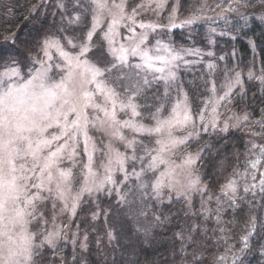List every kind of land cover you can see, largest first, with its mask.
I'll use <instances>...</instances> for the list:
<instances>
[{
    "label": "trees",
    "instance_id": "16d2710c",
    "mask_svg": "<svg viewBox=\"0 0 264 264\" xmlns=\"http://www.w3.org/2000/svg\"><path fill=\"white\" fill-rule=\"evenodd\" d=\"M69 5V0H0V71L13 61L24 70L35 67L44 40L57 28L86 30L89 20L75 17L83 9ZM188 19L191 24L185 23ZM158 22L173 26L174 44L199 51L212 65L194 58L192 67L180 71L176 85L158 84L147 92L139 101L142 112L154 113L155 102V108L164 105L178 92L199 116L214 103L215 83L219 93L233 88L221 109L248 119L226 131L204 132L186 144L184 150L199 155L194 167L204 188L195 196L199 203H161L149 194L144 198L148 208H138L137 198L123 212L115 199L109 204L103 200L94 212L100 211L101 218L108 215L109 223L95 221L93 228H81L80 237L89 234L87 245H45L38 264H216L227 249L222 243L226 238L228 256H238L236 264H264V190L236 206L225 198L226 184L238 178L247 161L248 128L264 139V0H170ZM237 75L241 82L236 86Z\"/></svg>",
    "mask_w": 264,
    "mask_h": 264
},
{
    "label": "snow or ice",
    "instance_id": "6c2138e0",
    "mask_svg": "<svg viewBox=\"0 0 264 264\" xmlns=\"http://www.w3.org/2000/svg\"><path fill=\"white\" fill-rule=\"evenodd\" d=\"M92 2L98 14H102L105 10L112 13V8H116L119 12L113 13V16L118 14L121 19L124 18L125 0H121L120 4L113 3L111 7L108 0H92ZM152 2H155L157 7H161L163 0H150L147 6L150 7ZM132 11L135 14L136 10ZM98 22V19L94 17L92 31L87 34L88 41L92 40ZM118 22L113 18L108 32L105 33V39L115 57L111 68L99 67L97 63L87 58L90 47L87 43L81 44L79 52L73 55L64 50L58 39L46 38L41 50L47 61L33 62L39 64V68H33L27 76H24L20 68L16 66L18 62L13 61L4 68L3 72H0V264H38L36 257L42 255L41 250L45 245L55 249L59 232H48L40 243H36L40 233L30 230L29 226L34 221L39 222L43 219L40 204L50 197L62 201L64 209L70 210L75 215L81 193L91 191L89 188H82L80 193L72 197V203L69 206L66 195L70 192L68 184L72 178L71 171L57 168L58 176L55 177L51 171L57 158L65 149H70L69 157L75 155V143L70 144L69 141L75 142L77 137L83 134L85 145H87L90 139L89 124L104 135H110L121 142L126 141L125 147L133 148V151H135L136 140L135 138L126 140L122 129L127 128L134 133L148 137L154 135L158 137L155 140L158 147L148 151L150 160L146 169V171L159 173L154 183L151 184L156 197L164 195V189H168L169 192L178 190L179 181L175 179L176 169H181L186 173L187 184L184 187L196 189L201 183L199 176L194 177L191 169V165L199 158L198 154L188 155L182 164H175L166 155L168 152L174 153L178 146L187 143L186 137L177 138L174 134L175 131H183L191 120L187 112L182 118L175 108L173 109L174 115L168 119H160L153 115L152 118L156 124L151 127L137 123L131 118L123 121L118 118L116 109L120 93L114 86H109L106 72L110 73L118 65H127L129 55L140 56L144 61L143 65H135L136 68L151 67L152 59L147 52L140 49L139 44L132 46L130 50L124 48L123 45L119 49L112 47L115 36L114 26ZM191 22L190 20L185 21V23ZM140 27H145V25H140ZM5 39L12 38L5 37ZM141 42H143V37ZM68 43L75 47L72 40ZM52 49H55L64 62L63 67L59 64L55 65L56 68L61 69L58 80L52 75L54 66L48 63L52 60L50 54ZM155 71L163 72L164 69L156 68ZM249 75L251 77V73ZM144 83L147 84L148 81L144 80ZM237 83H239V75H237ZM124 87L129 94L126 100L119 102L120 111L130 110L132 117H140L141 113L135 102L136 97L142 92L140 82L137 81L135 85ZM227 95L228 93H225V96ZM97 96L101 99L98 100ZM109 104L111 108L108 107ZM89 109L92 110V115ZM157 111L159 112L160 109L158 108ZM100 113H103V118ZM70 117L74 118L70 119ZM244 119H248L247 115ZM52 128H57L58 133L46 135ZM65 137L67 139L63 144L58 145L55 151H49L46 156H41L43 149L51 148L54 141ZM109 151L114 153L115 163L126 174L124 165L128 157L113 149L111 145H109ZM153 153L156 154L153 155ZM136 158L135 155L131 157L133 160ZM140 159L143 162V157ZM91 160L92 157L89 155L90 174ZM112 162L113 159L110 156L109 165ZM161 165L165 166L163 170L160 169ZM255 166L254 163L253 167ZM37 170H39L38 175ZM106 171L110 172L111 169L108 168ZM143 171L145 170L142 169ZM135 175L137 179H140L141 173ZM105 183H116V181L108 175L98 187L103 188ZM147 186L142 185V187ZM226 187L235 192L234 182ZM32 189L37 191L33 192ZM44 192L49 195H43ZM180 194L184 193L180 192ZM109 238H112L111 233H109Z\"/></svg>",
    "mask_w": 264,
    "mask_h": 264
},
{
    "label": "rangeland",
    "instance_id": "374dc122",
    "mask_svg": "<svg viewBox=\"0 0 264 264\" xmlns=\"http://www.w3.org/2000/svg\"><path fill=\"white\" fill-rule=\"evenodd\" d=\"M169 2L170 0H163L161 7H157L156 3L152 2L149 7L147 5L150 3V0H125L124 18L121 19L118 14L113 16V13H118L119 9L112 8V13L105 10L102 14H98L92 0H69L71 10H77L78 8L83 9L82 15L79 12L76 13L77 15H75V17L76 19L78 17L79 21L82 19L89 20L88 28L85 30L83 26L81 28L73 29L72 31H67L62 26L54 30L48 38L58 39L64 47V50L73 55L79 52L81 44L87 43L90 46L87 58L93 63H97L99 67L111 68L112 63L115 61V57L110 51L108 41L105 39V33L108 32L112 19L115 18L119 22L114 26L115 36L112 47L119 49L123 45L124 48L130 50L132 46L139 44L140 49L148 53V55L152 58L151 67L136 68L135 65H143L144 61L140 56L129 55V63L127 65H118V67L113 68L110 73L106 72L109 86H114L120 93L116 111L118 118L122 121L131 118L137 123H143L151 127L156 124V121L152 118L153 115L158 116L160 119H168L174 115L173 109L175 108L182 118L184 113L187 112L191 117V120L187 123L183 131L174 132L177 138L186 137L187 143H189L193 138L210 130L226 131L230 126H235L236 124L241 126L242 124H245L247 120H245L244 117H238L236 114H233L232 111L225 112V108L221 109L227 97H230L233 92L231 91L233 88L226 91L228 92V95L225 96V93H219L217 91L215 83H213L212 87V91H214V95L216 96L214 103L210 106V108L207 110L205 109L199 116L194 115L186 95L178 92H176L178 95H169L166 99L167 102L164 105H158L155 108L157 105V102H155L156 105L154 104V108H152L155 110L154 113L147 111L144 113L142 112L139 101L145 100L144 96L155 85H176L178 83L177 80L180 71H182L185 66L192 67L196 61L202 63L205 62L206 65L208 63L212 65V61H208L206 56L203 54L201 55L199 51L182 48L181 46L174 44L172 42L170 32V28H173V26H165L164 24L158 22V20L162 17L163 12L166 10ZM108 3L111 7L113 3L120 4L121 0H108ZM133 9L136 10L135 14H133ZM174 11L177 12V8H174ZM94 17H96L99 22L95 32L93 33L92 40L88 41L87 34L89 31H92ZM129 17H131V19ZM189 20L192 21L191 19H188L187 21ZM85 24H87L86 21ZM140 25H145V27H140ZM149 25H151V27H149ZM142 37L143 42H141ZM69 40L73 41L75 47L68 43ZM198 53L200 55H198ZM50 54L52 55V60L48 61V63L54 66L52 69V75L58 80L61 74V69L56 68L55 65L59 64L63 67L64 62L58 56L55 49L50 50ZM194 58H196V61ZM37 60L47 61L43 51ZM39 67V64H35V67L33 68ZM156 68H163L164 71L157 72L155 71ZM20 70L21 74L24 76H27V73L30 71L22 68H20ZM3 71L4 70L0 72ZM117 77H119V79H117ZM144 80H147L148 83L145 84ZM137 81L140 82L142 92L136 97L135 102L138 104V111H140L141 116L132 117L130 110L127 112L120 111L119 102L126 100V97L129 94L124 86L135 85ZM240 82L241 79L239 77V83ZM239 83L236 81V86ZM97 99L100 100L101 97L97 96ZM108 107L111 108V105L109 104ZM158 108L160 109L159 112L157 111ZM88 111L90 115H92V110L89 109ZM100 116L103 118V113H100ZM201 117H203V119H201ZM72 118L74 117H70V119ZM58 131L59 130L57 128H52L48 130L46 135L50 136V134L58 133ZM122 132L125 134L126 140H132L135 138V151H133V148L125 147L126 141L121 142L110 135H104L93 128L91 124L88 126L90 139L88 140L87 145H85V137L83 134L79 135L75 142L69 141L70 144L75 143V155L69 157L70 149H65L57 158V162L51 171L53 172L54 177L58 176L57 168L71 171L72 178L68 184L70 192L66 195L69 206L72 203V197H74L77 193H80L82 188H89L91 191H84L81 193V199L78 203L75 215H73L70 210L64 209V203L62 201L56 200L52 197L40 204V211L43 213V219L39 222L34 221L29 226L30 230L39 231L40 235L37 238H39L40 241L43 240L44 235L48 232H59L57 243L64 242L75 244L78 242L84 247L87 245L86 241H88L89 234L85 232V234L80 237L82 233L80 231L81 228L86 226L93 228V223L95 221L98 225L100 224L99 221H103L105 225L109 223L108 215H104V218H101L99 213L100 211L94 212L95 208L101 204V201L103 200L102 204L105 202L109 204L111 198L115 199V202L123 208V212H127V209L132 206L131 204L137 200V198H140V201L142 202L141 203L137 200L138 208L149 207V205L146 204L147 200H144V198L145 196H149V194H153L156 197L151 184L154 183V179L159 173L146 171L147 164L150 160L148 151L152 148L158 147V145L155 144V140L158 137L155 135L148 137L146 135L134 133L127 128L122 129ZM247 132L249 135H247L246 140L247 143H249V147L246 152L247 161L244 162L241 169L242 172L239 173L238 178L235 179L231 177L226 184L228 185L229 183L234 182L235 192H232L225 186V198L226 200L228 199V201L235 203V206L242 202L246 203L250 196L256 195L258 191L264 190V139L261 138V134L257 135L256 131L252 128H248ZM65 139H67V137L54 141L51 148H45L42 150L41 156H46L49 151H55L58 145L64 143ZM186 144L178 146L174 150V153L168 152L166 155L171 161H174L175 164H182L183 160L188 155L196 156L197 154L184 150ZM109 145H111L113 149L118 150L128 157L124 165L126 174L124 171H121L120 166L115 163V156L114 153L109 151ZM155 154L156 153H153V155ZM89 155L92 157L91 174L89 173L88 168ZM133 155L137 157L135 160L131 159ZM110 156L113 159L111 165H109ZM141 157H143V162L140 159ZM41 163H43V161H41ZM254 163L256 164L255 167H253ZM196 164L197 160L193 165H191L194 177L196 176L194 173V167ZM164 167V165H161L160 169L163 170ZM108 168L111 169L110 172L106 171ZM142 169L145 171L142 172ZM136 173H141L140 179L136 178ZM176 173L177 175L175 179L179 181V184L177 185L178 190L169 192L168 189H164L165 194L159 198L157 197L156 199H159L161 203H171L174 200H185L190 207L194 202L199 203V200L196 201L195 196L204 191L202 185L199 184L196 189H188L184 187V185L187 184L186 173L181 169H176ZM38 174L39 170H37V175ZM108 175H111L116 183H105L103 188H99L98 185L100 182L104 181ZM145 184L148 186L142 187V185ZM32 191L35 192L37 190L32 189ZM180 192H183L184 194L181 195ZM241 194L243 198H239ZM43 195L48 196L49 194L44 192ZM121 197H123V199H121ZM53 204H55V207H53ZM88 208L91 209V212L88 214H91V220L88 218V215L86 216L85 214L88 213ZM105 210L106 213L109 214V205L105 207ZM222 212L223 211H221V213ZM217 215L219 220L220 215ZM140 219H142V217H140ZM96 232L98 233L97 230ZM254 232L255 228H253L250 234L246 237V241L251 238ZM85 237H87V239H85ZM227 240L228 239L226 238L222 241V243L227 246L228 250H223L224 248L221 246L223 249L218 256L216 264H236L238 262V256L231 259L228 256L229 242H226ZM35 242H38V239H36Z\"/></svg>",
    "mask_w": 264,
    "mask_h": 264
}]
</instances>
